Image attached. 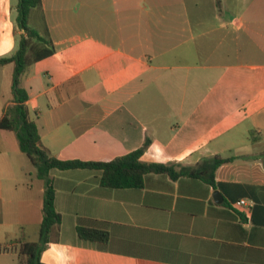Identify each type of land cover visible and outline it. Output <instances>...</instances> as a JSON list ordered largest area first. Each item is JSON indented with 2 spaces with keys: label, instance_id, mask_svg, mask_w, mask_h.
Returning <instances> with one entry per match:
<instances>
[{
  "label": "crops",
  "instance_id": "obj_1",
  "mask_svg": "<svg viewBox=\"0 0 264 264\" xmlns=\"http://www.w3.org/2000/svg\"><path fill=\"white\" fill-rule=\"evenodd\" d=\"M17 4L0 0V58L23 34ZM42 14L56 51L22 85L52 156L109 162L149 141L145 163L235 158L216 186L151 174L109 189L101 172L52 170L62 224L42 262L264 264V0H42ZM13 73L0 67V120ZM44 187L16 134L0 130V264H19L4 249L22 234L38 240ZM78 227L109 242L81 240Z\"/></svg>",
  "mask_w": 264,
  "mask_h": 264
},
{
  "label": "trees",
  "instance_id": "obj_2",
  "mask_svg": "<svg viewBox=\"0 0 264 264\" xmlns=\"http://www.w3.org/2000/svg\"><path fill=\"white\" fill-rule=\"evenodd\" d=\"M218 7L221 0H217ZM16 26L23 34L18 38V49L9 57L0 58V67L14 64L12 83V102L6 108L0 120V130L12 131L16 134L20 150L28 157L36 169V176L44 182L43 218L38 230V240L29 241L25 235L16 240L13 251L18 256L19 264H44L41 260L46 247L57 241L62 216L56 210V191L52 170H92L101 172L100 185L109 189H139L144 186L147 175H166L173 180L180 177L203 179L216 186L215 173L217 169L234 161L232 158L215 156L202 160L195 167H185L176 164L145 163L141 160L149 146V141L138 150L109 162H94L81 160H60L51 155L42 145L39 127L30 120L27 102L28 91L22 85V78L34 64L48 59L55 54V46L50 37L45 17L42 14V0H18L16 7ZM35 13L34 25H31V15ZM38 27H40L38 29ZM81 240L106 245L109 242V232L96 228L78 227Z\"/></svg>",
  "mask_w": 264,
  "mask_h": 264
},
{
  "label": "rangeland",
  "instance_id": "obj_3",
  "mask_svg": "<svg viewBox=\"0 0 264 264\" xmlns=\"http://www.w3.org/2000/svg\"><path fill=\"white\" fill-rule=\"evenodd\" d=\"M35 13H33V15H31V19H30V23H31V25H34V21H35V16L36 15H34ZM36 229H38L39 230V227L38 228H36ZM35 240H37V238H35Z\"/></svg>",
  "mask_w": 264,
  "mask_h": 264
},
{
  "label": "built area",
  "instance_id": "obj_4",
  "mask_svg": "<svg viewBox=\"0 0 264 264\" xmlns=\"http://www.w3.org/2000/svg\"><path fill=\"white\" fill-rule=\"evenodd\" d=\"M237 205L244 206V205H246V201L242 200V201L238 202Z\"/></svg>",
  "mask_w": 264,
  "mask_h": 264
},
{
  "label": "water",
  "instance_id": "obj_5",
  "mask_svg": "<svg viewBox=\"0 0 264 264\" xmlns=\"http://www.w3.org/2000/svg\"><path fill=\"white\" fill-rule=\"evenodd\" d=\"M216 197L221 198V194L219 192H216Z\"/></svg>",
  "mask_w": 264,
  "mask_h": 264
}]
</instances>
